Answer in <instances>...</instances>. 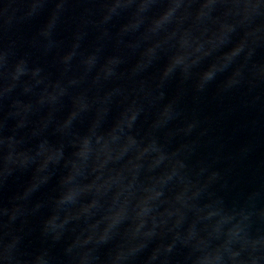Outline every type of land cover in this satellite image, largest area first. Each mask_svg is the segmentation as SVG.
Masks as SVG:
<instances>
[{"label":"water","instance_id":"obj_1","mask_svg":"<svg viewBox=\"0 0 264 264\" xmlns=\"http://www.w3.org/2000/svg\"><path fill=\"white\" fill-rule=\"evenodd\" d=\"M38 254L264 264V0H0V264Z\"/></svg>","mask_w":264,"mask_h":264},{"label":"clouds","instance_id":"obj_2","mask_svg":"<svg viewBox=\"0 0 264 264\" xmlns=\"http://www.w3.org/2000/svg\"><path fill=\"white\" fill-rule=\"evenodd\" d=\"M170 71V69H169ZM213 76V72L210 70L207 73H205V78L206 79H211ZM74 115V114H73ZM236 235L239 234V229H236L235 233ZM102 239H104V237H102ZM209 260L208 257L204 258V264H207V261ZM32 264H47V260L45 258L44 254H38L32 261Z\"/></svg>","mask_w":264,"mask_h":264}]
</instances>
